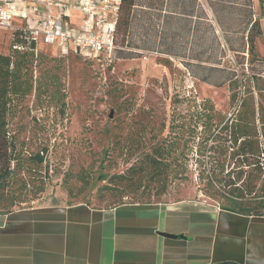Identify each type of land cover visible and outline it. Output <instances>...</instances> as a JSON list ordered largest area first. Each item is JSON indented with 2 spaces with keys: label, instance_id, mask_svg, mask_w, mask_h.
<instances>
[{
  "label": "rangeland",
  "instance_id": "rangeland-1",
  "mask_svg": "<svg viewBox=\"0 0 264 264\" xmlns=\"http://www.w3.org/2000/svg\"><path fill=\"white\" fill-rule=\"evenodd\" d=\"M136 4L129 27L123 23L118 29L117 58L107 69L75 55L62 56L43 43L37 46L35 88L16 100L9 117L25 168L1 190L0 212L46 204L108 208L136 202L132 190L122 197L104 187L116 185V175L138 169L140 190L146 186L147 191L141 202L228 206L232 188L219 187L214 168L224 166L220 178L226 181L229 172L238 171L243 139L234 144L231 128H221L236 123L246 112L242 107L238 113L241 100L250 99L245 87L233 91L229 80L264 77V27L255 56L247 49L235 54L175 48L171 59L144 49L155 46L162 29L151 18L145 31L139 8L144 0ZM262 19L264 25V15ZM12 31L0 29V54H12ZM254 125L261 132L259 122ZM260 142L264 144L263 137ZM38 152L45 162L34 170L27 160ZM159 154L168 169L151 179L150 161ZM242 169L247 173L249 168ZM81 176L90 185L80 182Z\"/></svg>",
  "mask_w": 264,
  "mask_h": 264
},
{
  "label": "crops",
  "instance_id": "crops-1",
  "mask_svg": "<svg viewBox=\"0 0 264 264\" xmlns=\"http://www.w3.org/2000/svg\"><path fill=\"white\" fill-rule=\"evenodd\" d=\"M139 8L145 31L151 18L162 29L144 49L171 59L175 48L248 50L261 17L259 0H144ZM0 264H264V213L195 201L0 212Z\"/></svg>",
  "mask_w": 264,
  "mask_h": 264
},
{
  "label": "trees",
  "instance_id": "trees-1",
  "mask_svg": "<svg viewBox=\"0 0 264 264\" xmlns=\"http://www.w3.org/2000/svg\"><path fill=\"white\" fill-rule=\"evenodd\" d=\"M259 2L261 17L253 24L251 32L248 34L250 46L247 51L251 53L252 56H255V40L262 36V29L259 21L264 15V0H259ZM136 6V0H122L116 29L117 49L115 51V59L117 58V50L119 48L118 29L122 27L123 23L125 29H127V26L129 27L133 9ZM122 14H124V17H121ZM13 30L11 44L13 50L12 54H0V198L2 194L1 190H4L7 182L9 184L10 180L15 176L16 171H23L25 168V163L22 162L23 157L17 148L16 136L12 135L9 129V117L14 111L13 107L16 100L26 98L35 88L33 67L36 62L35 50H37V48H33L29 44L25 33L21 29L16 28ZM17 45H22L23 50L15 48ZM50 47L55 48L53 46ZM236 52L239 53V51ZM229 82L233 91L238 90L240 86H242L245 87L246 94L250 96L248 101L241 100L238 113H241L242 107L246 109V112L244 114L241 113L238 121L236 123L232 121L230 126L226 124L221 128V131L231 128L230 138L233 140L234 144H237L240 139H243L237 151V155L243 159L242 165L238 171L232 170L228 173L227 181L220 178L224 173V166L217 164L214 168L215 171H218L215 174V180L216 183L218 182L220 188L223 185L226 188H232L229 192V204L223 207L233 209L243 215L261 214L264 213V144L260 142V137L264 138V77L253 74L246 77L244 76L241 80L233 77ZM256 96L258 98L257 101ZM236 98L237 95L234 92L231 95V99L235 101ZM256 116H258V119ZM256 121L261 125V132H259V129L254 125ZM159 156L160 157H153L150 161L153 170V175L150 176L151 179L156 178L160 174L163 175L168 169V164L164 161L163 154H159ZM27 162L32 163L34 170H36L35 168L43 165L45 158L44 155L38 152L35 155H31ZM13 163H15L16 168H12ZM242 167H248V172L246 173V171H243L244 169H242ZM141 173L142 170L138 169V171L132 170L129 175H116L115 178L118 183L104 188L105 190L116 192L113 193L114 196L121 195L122 197L128 194V190L134 191L136 202L124 204L151 203L140 201L147 192L145 191L146 186H144V190H140L141 183L138 185L137 176L141 175ZM244 177L245 179L242 181ZM79 181L83 182L85 185H90V180L86 179L84 176H81ZM224 182L226 183L224 184ZM212 183L214 184L215 181L212 180L211 184ZM164 190L165 186H162L161 192H164ZM102 192L104 191L102 190Z\"/></svg>",
  "mask_w": 264,
  "mask_h": 264
},
{
  "label": "built area",
  "instance_id": "built-area-1",
  "mask_svg": "<svg viewBox=\"0 0 264 264\" xmlns=\"http://www.w3.org/2000/svg\"><path fill=\"white\" fill-rule=\"evenodd\" d=\"M30 3V4H28ZM122 0H0V29H21L34 48L53 46L107 69L115 60ZM20 26H13L14 19ZM15 48L23 50L22 45Z\"/></svg>",
  "mask_w": 264,
  "mask_h": 264
},
{
  "label": "water",
  "instance_id": "water-1",
  "mask_svg": "<svg viewBox=\"0 0 264 264\" xmlns=\"http://www.w3.org/2000/svg\"><path fill=\"white\" fill-rule=\"evenodd\" d=\"M34 48H35V45H34Z\"/></svg>",
  "mask_w": 264,
  "mask_h": 264
}]
</instances>
